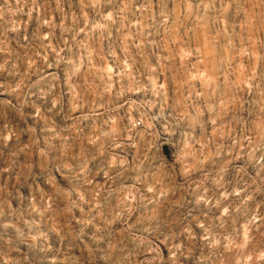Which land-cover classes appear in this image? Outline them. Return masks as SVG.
Listing matches in <instances>:
<instances>
[{"label":"rangeland","instance_id":"obj_1","mask_svg":"<svg viewBox=\"0 0 264 264\" xmlns=\"http://www.w3.org/2000/svg\"><path fill=\"white\" fill-rule=\"evenodd\" d=\"M0 264H264V0H0Z\"/></svg>","mask_w":264,"mask_h":264},{"label":"built area","instance_id":"obj_2","mask_svg":"<svg viewBox=\"0 0 264 264\" xmlns=\"http://www.w3.org/2000/svg\"><path fill=\"white\" fill-rule=\"evenodd\" d=\"M141 125V122L139 121V122H137V126H140Z\"/></svg>","mask_w":264,"mask_h":264}]
</instances>
